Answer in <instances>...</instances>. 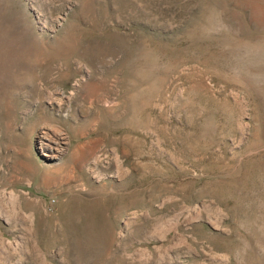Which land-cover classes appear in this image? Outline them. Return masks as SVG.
<instances>
[{"label": "rangeland", "instance_id": "374dc122", "mask_svg": "<svg viewBox=\"0 0 264 264\" xmlns=\"http://www.w3.org/2000/svg\"><path fill=\"white\" fill-rule=\"evenodd\" d=\"M0 264H264V0H0Z\"/></svg>", "mask_w": 264, "mask_h": 264}, {"label": "bare ground", "instance_id": "6f19581e", "mask_svg": "<svg viewBox=\"0 0 264 264\" xmlns=\"http://www.w3.org/2000/svg\"><path fill=\"white\" fill-rule=\"evenodd\" d=\"M50 131H51V129H50ZM50 131L48 130V131L46 132V135H47L46 138H49V139H52V140H53V136H52L53 134L51 135V134H50V133H51ZM54 133H55V132H54Z\"/></svg>", "mask_w": 264, "mask_h": 264}]
</instances>
